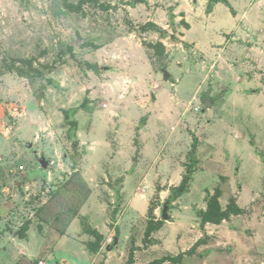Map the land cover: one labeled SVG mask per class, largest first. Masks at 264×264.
Instances as JSON below:
<instances>
[{
	"label": "rangeland",
	"instance_id": "1",
	"mask_svg": "<svg viewBox=\"0 0 264 264\" xmlns=\"http://www.w3.org/2000/svg\"><path fill=\"white\" fill-rule=\"evenodd\" d=\"M64 1L0 0V264H264V0Z\"/></svg>",
	"mask_w": 264,
	"mask_h": 264
},
{
	"label": "trees",
	"instance_id": "2",
	"mask_svg": "<svg viewBox=\"0 0 264 264\" xmlns=\"http://www.w3.org/2000/svg\"><path fill=\"white\" fill-rule=\"evenodd\" d=\"M220 0H209V4H208V11L210 12L212 9V6L214 4H216L217 2H219ZM64 8L66 10H68L69 12L73 13V12H79L80 11V7L71 4L69 2H67L66 0L64 1L63 4ZM160 46L162 48V45H156V47ZM203 99V96H202ZM209 107H211V105H208ZM66 117H70V113L69 112H65ZM194 151H195V145H193V148L189 154V160L190 162L194 161ZM191 173H192V167H189V169L187 170V173L182 177V181L180 183V185L178 187H174L171 190V195H170V201L173 202L176 198L182 196L188 188V182L190 181L191 178ZM218 194L211 197L208 201V205H207V211L204 213L203 217H202V224L205 223H219L221 222L223 219L227 218L229 215H239L241 214V209L235 205L234 202L230 203L229 206L227 207V209L225 211H222L219 203H218ZM87 218L86 217H80V221H81V226H82V233L83 234H87L90 237L94 238V241H90L86 244V249L89 253H96L99 252L101 249V243L103 241L104 236L99 233L97 230L93 229L90 227V225L87 222ZM29 222H26L23 224V227L20 229L19 233H18V237L20 239L25 240L26 237V231L29 228ZM132 257V255H130Z\"/></svg>",
	"mask_w": 264,
	"mask_h": 264
},
{
	"label": "crops",
	"instance_id": "3",
	"mask_svg": "<svg viewBox=\"0 0 264 264\" xmlns=\"http://www.w3.org/2000/svg\"><path fill=\"white\" fill-rule=\"evenodd\" d=\"M193 1V2H192ZM200 0H191V2H192V6H190V7H188V6H186L185 8H190L191 10H194L195 9V6H196V4H198V2H199ZM222 1H224V4H225V6L227 7V5H228V7H229V9H230V7H231V9H232V11L233 12H237V10H236V4L237 3H239L240 4V2L241 1H243V0H222ZM222 1H219V2H217L216 4L218 5V3H220L221 4V2ZM208 2H209V0H208ZM216 4H214L213 6H212V9H211V11L209 12V17H211L212 16V14L214 13V9H215V7H217V5ZM234 4V5H233ZM227 7V8H228ZM180 9H181V11L182 12H186L185 11V9H183L182 7H180ZM186 15H187V13H186ZM246 17V14L245 13H243L242 12V14H241V16L240 17H238V13H237V18H238V20L239 21H237V22H240V19H242L243 20V18H245ZM186 19H187V17H185ZM232 21H234L233 20V16H232V19H231ZM187 22L189 23V21L187 20ZM189 25H190V23H189ZM238 25V24H237ZM238 28H240V25L239 26H237ZM191 30H192V27H190L188 30H183V32H184V36L182 37V39H183V41H185V42H190L191 44H193L194 45V47H195V49H200L202 52H204V53H206V54H208V55H210V56H213V55H217V56H220V52L221 51H223L224 50V48H221L222 46H224V45H226V42L228 41V40H226L225 39V35H223V36H221V34H219L220 35V37L222 38V39H219V41H217V40H207V41H202L203 42V44H201L200 43V41L199 40H196L195 38H189L188 37V34L191 32ZM204 30V29H203ZM221 31V30H220ZM217 33V32H216ZM220 33V32H219ZM227 34V33H226ZM217 46L218 47H220V48H218V49H215V48H217ZM214 58V57H213ZM98 232L100 233V231L98 230Z\"/></svg>",
	"mask_w": 264,
	"mask_h": 264
},
{
	"label": "water",
	"instance_id": "4",
	"mask_svg": "<svg viewBox=\"0 0 264 264\" xmlns=\"http://www.w3.org/2000/svg\"><path fill=\"white\" fill-rule=\"evenodd\" d=\"M162 72H163V75H164V78L167 79L168 78V73L167 71L163 68L162 69ZM39 163L41 165V167L43 169H46L48 167V163L47 161H45L44 159H41L39 160ZM171 201L170 200H167L164 205H163V208H162V212H161V219L163 221H168L169 220V216H168V210H169V205H170Z\"/></svg>",
	"mask_w": 264,
	"mask_h": 264
},
{
	"label": "built area",
	"instance_id": "5",
	"mask_svg": "<svg viewBox=\"0 0 264 264\" xmlns=\"http://www.w3.org/2000/svg\"><path fill=\"white\" fill-rule=\"evenodd\" d=\"M40 264H42V263H40Z\"/></svg>",
	"mask_w": 264,
	"mask_h": 264
}]
</instances>
